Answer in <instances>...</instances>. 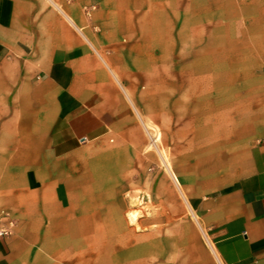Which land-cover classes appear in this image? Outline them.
Returning a JSON list of instances; mask_svg holds the SVG:
<instances>
[{
	"label": "crops",
	"instance_id": "crops-1",
	"mask_svg": "<svg viewBox=\"0 0 264 264\" xmlns=\"http://www.w3.org/2000/svg\"><path fill=\"white\" fill-rule=\"evenodd\" d=\"M243 9L264 0H0V226L14 223L0 264H121V231L99 205L106 178L143 144L138 117L154 121L178 89L198 104L219 98L226 106L205 115L226 128L233 74L249 72L218 65L219 43L227 57L234 42L264 40L261 16L252 37L233 32ZM207 26L209 53L187 54ZM187 202L220 264H264V132L233 180Z\"/></svg>",
	"mask_w": 264,
	"mask_h": 264
},
{
	"label": "rangeland",
	"instance_id": "rangeland-1",
	"mask_svg": "<svg viewBox=\"0 0 264 264\" xmlns=\"http://www.w3.org/2000/svg\"><path fill=\"white\" fill-rule=\"evenodd\" d=\"M260 16L264 18V9L234 10V23L242 26L234 24L233 32L248 33L252 37L256 27L250 23ZM208 28H202V35ZM219 44L222 49L217 50L218 65L227 59L233 67L247 66L249 72L233 74L231 103L227 106L234 111L226 128L217 130L219 127L207 121L205 115L210 109L226 106L220 104L219 98L217 105H204L203 100L198 104L190 93L185 95L187 91L178 89L154 121L138 117L143 144L135 155L127 154L120 162L123 169L112 171L114 176L106 178H113L112 185L106 182V201L99 205L103 206L106 220L109 218L114 230L121 231L122 246L118 251L121 264H128L129 252L136 264H220L187 197L191 193L220 189L233 180L244 149L256 135L264 132V118L254 117L258 109H264V40L234 42L227 57L224 43ZM212 45L206 34L202 41L190 43L187 54L192 51L208 54ZM246 82L254 85L247 86ZM221 92L224 90L216 91L218 96ZM144 123H149L145 125L149 126L151 139ZM164 162L178 179L184 199ZM130 212L136 215L132 221ZM128 242L131 251L124 249L123 243Z\"/></svg>",
	"mask_w": 264,
	"mask_h": 264
},
{
	"label": "built area",
	"instance_id": "built-area-1",
	"mask_svg": "<svg viewBox=\"0 0 264 264\" xmlns=\"http://www.w3.org/2000/svg\"><path fill=\"white\" fill-rule=\"evenodd\" d=\"M91 9H92V6L90 7V9H88L87 7H84L83 8L84 14L87 15L89 10H91ZM4 216H6V215H4ZM13 224L14 223H13L12 219H10L9 217L6 216L5 220H4V224H2L0 226V238L7 236L10 233L11 228L13 227Z\"/></svg>",
	"mask_w": 264,
	"mask_h": 264
},
{
	"label": "bare ground",
	"instance_id": "bare-ground-1",
	"mask_svg": "<svg viewBox=\"0 0 264 264\" xmlns=\"http://www.w3.org/2000/svg\"><path fill=\"white\" fill-rule=\"evenodd\" d=\"M155 142V141H154ZM164 167L166 168V170L168 172H170V169H169V166L164 162ZM172 173V172H171ZM170 173L171 176H173L172 174ZM136 217V215H133V218ZM133 220V219H132Z\"/></svg>",
	"mask_w": 264,
	"mask_h": 264
}]
</instances>
